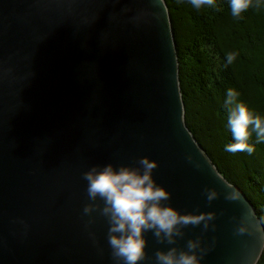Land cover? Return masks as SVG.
<instances>
[{"label": "water", "instance_id": "1", "mask_svg": "<svg viewBox=\"0 0 264 264\" xmlns=\"http://www.w3.org/2000/svg\"><path fill=\"white\" fill-rule=\"evenodd\" d=\"M184 113L164 0H0V264H256Z\"/></svg>", "mask_w": 264, "mask_h": 264}, {"label": "trees", "instance_id": "2", "mask_svg": "<svg viewBox=\"0 0 264 264\" xmlns=\"http://www.w3.org/2000/svg\"><path fill=\"white\" fill-rule=\"evenodd\" d=\"M164 1L185 123L264 226V0Z\"/></svg>", "mask_w": 264, "mask_h": 264}]
</instances>
